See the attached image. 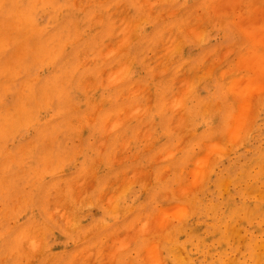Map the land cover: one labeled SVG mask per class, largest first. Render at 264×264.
Returning <instances> with one entry per match:
<instances>
[{
	"label": "rangeland",
	"instance_id": "374dc122",
	"mask_svg": "<svg viewBox=\"0 0 264 264\" xmlns=\"http://www.w3.org/2000/svg\"><path fill=\"white\" fill-rule=\"evenodd\" d=\"M5 1L6 0H2L0 2V4L2 3V5H0V27L3 29H0L1 32H3L0 33V41L2 35L7 37V39L0 44V46L2 45V49L0 48V52H2L0 53V77L2 78H0V92L4 93L7 91L8 89L6 87L10 88V91L8 90L5 95L3 94L4 97H1L2 94L0 93V112L1 114L3 113L2 115L0 114L2 118V120H0V150L4 152V154L2 153L3 155L0 154L3 159H0L7 163H0V181L2 182V186L0 185V264H105V262L106 264H176L175 261H177V259L180 260L181 255L182 258L186 257V259L183 258V260H180L182 263L179 262V264H191L192 261L195 264H208V262L209 264H230L232 260L231 264H249V262L250 264H259L260 261L259 263L253 262V252L257 255L255 261L261 260L260 264H264V246L262 247V245H264V243H262L264 235L262 234L264 233H261L264 231V198H262L264 197V0H223V2L222 0H215V2L214 0H43L42 2H40L41 0H20V5L17 4L18 0H15V5L17 4L16 7L14 6L13 0H8L7 3H5ZM149 1L151 2L149 3ZM153 2L156 5H154ZM8 3L11 4V6L9 5L8 7ZM4 5L7 6L4 7ZM217 5L220 7L219 9H217ZM18 7H21V11ZM23 7H25V9L27 8V10H23ZM169 7L172 8L170 9ZM232 8L234 9L232 10ZM22 11H26L24 12V17L26 18L27 16L28 20L31 19V24L27 23V18L24 20L22 16L23 13L21 14ZM171 11L173 14L170 15ZM215 11L218 14H216ZM7 12H10V14ZM227 12L228 14L226 15ZM32 14H34V16ZM99 14L100 16L98 17L97 15ZM233 18L235 19L233 20ZM124 21L125 25H122ZM32 22L39 28H36L38 30H34ZM157 23H159V25ZM220 24L223 26L219 27ZM121 25L122 27H120ZM29 27H31L32 30ZM253 28L255 30H252ZM30 31H33V33ZM35 31L42 33L40 34ZM40 36L42 37L39 38ZM37 38H39L40 41L42 40L41 42H44L42 47H45V45L49 46L48 48L46 47L47 56L45 53L42 55L38 54L40 51L35 52V49L38 50L39 48L37 49V47L41 45V42L38 43L39 40L37 41ZM200 39H202V41ZM168 44H173L176 48ZM18 45H20V49L15 51ZM40 53H42V51ZM49 54L51 56H49ZM21 59L24 69L21 66ZM17 62L20 64V67H17ZM210 63H212L211 66ZM7 67L8 69L10 68V71L7 70ZM76 67L77 69H75ZM126 67H128L129 70H127ZM2 68L3 71H1ZM12 68H15L13 71L16 73L11 71ZM21 70L22 72H19ZM221 70L222 72H220ZM8 71L9 73H7ZM259 71L262 72V75L259 74ZM13 73L16 77L13 76ZM219 73H222L223 77H221ZM254 73L256 75H254ZM27 74L31 78H29V81L28 78H26ZM7 75L11 77H9L10 80ZM200 75L202 76L200 77ZM257 75L259 77L261 76L260 80H257ZM208 76L209 78H207ZM251 76L252 78L254 77V79L257 77V79L252 80V78H248ZM12 77L14 79H12ZM245 77H247L246 79H251L250 83L257 87L252 86L250 83L248 85V82H246L247 85L245 86ZM23 78H25L24 80L28 81L30 85L32 84L30 80L34 82L30 88L32 90L33 87V98L35 95H38L40 100H42L43 98H41L40 93L43 95L44 99L46 98L41 101L42 104L39 101L37 102L39 99L38 96V99L35 97L34 101L32 97L31 99L28 98L31 93H28V96L25 91L29 84L23 81ZM21 79L23 82H20ZM234 79H237V81H234ZM9 81L13 82L10 84ZM231 81L235 83L234 86L232 85V87H230V89H234L233 91L229 90V85L232 83ZM2 83L5 85L8 83V86L4 88ZM23 83H26V85L24 84L26 88H23ZM43 83L46 84L44 85L45 88L49 87L47 88L49 91L41 87ZM239 84L242 85V88ZM1 86L3 88H1ZM35 87L41 92L39 93V91H36ZM51 87L54 95L51 93L50 97L48 95H50ZM2 89H4V91H2ZM243 89V95H241L240 91ZM31 90L27 91L31 92ZM245 91L247 94H245ZM35 92L38 93L36 94ZM47 92H49V94H47ZM233 92L237 95L239 92V96L237 97L235 94L233 96ZM260 95V99L262 100H260L261 102L259 101V104L258 100ZM256 99L257 101H255ZM43 101H45L44 105ZM229 102H231V104ZM201 103L203 105H201ZM17 104H19V107ZM225 104H227V106ZM24 105H27V107ZM239 105L241 107H239ZM32 106L36 108V110L30 108ZM98 106L100 109H98ZM20 107L23 109L26 108L28 113H26L27 110L24 109L23 111ZM2 108L4 109L3 111ZM20 109L22 112H25L26 115H30V117L28 116L30 120H26L25 117L23 118V113L18 114ZM30 109L32 110L31 113H29ZM242 109L246 110L243 111ZM5 110H7L8 113ZM202 110L204 112H202ZM210 110L211 112H209ZM212 110L214 112L217 111V113H213ZM236 111L241 114L240 116H243V118H239V124L241 125L238 127L234 126L237 125L238 121L236 123L233 122L234 120L236 121L238 117V114L235 115L237 113ZM9 112H12V115L14 114L12 118H16V122L17 117L15 116L20 115L22 119H25L22 120L23 122L25 121V124L22 123V121L17 122L19 123L17 125H21L18 128L16 123L11 120L13 126H17L15 129L12 128L11 130V122H9L11 113ZM5 113H7L6 116ZM8 114L10 115L9 117ZM180 114H183L184 117L181 118L183 115ZM84 115L88 118H85ZM259 115H262L260 119ZM235 116H237L236 119L234 118ZM184 118L187 119L185 120ZM232 118H234L233 121ZM6 119H9V121L4 122ZM252 120L253 125L248 122ZM227 121L228 124H230V122L231 124L228 125ZM245 121L251 125L248 126ZM122 122H124L123 125H121ZM5 123L6 125L7 123L9 124L8 129L10 130V134L8 132L9 130L5 128L8 135L5 134L6 130L3 127ZM187 123L189 126H185ZM228 126H233V128H235L234 130L240 128L238 131L236 130L238 141L236 138L232 139V137H234L233 135L236 137V132L233 128ZM244 127L247 131L243 136L242 132L244 134ZM2 129L5 131L3 132ZM241 130L244 131L239 132ZM192 131L194 132L189 133ZM228 131H232L230 132L231 134L228 133ZM228 134L232 135V140L230 138V140H227ZM50 139L54 142H50ZM184 141L186 142L184 143ZM227 141L234 144L229 145ZM217 142L219 144H216ZM235 142L238 144H235ZM51 143L53 146L50 145ZM203 143L206 147H204ZM258 145L260 147H257ZM30 146L33 147L31 148ZM223 146H225V148L219 149V147ZM29 147L31 149H29ZM207 147L209 148L208 150ZM25 148L28 149V151ZM174 148L177 150H174ZM210 148L212 150H210ZM18 149H20V152L21 150L26 151L20 153ZM46 149L47 151L51 149V154L47 153L45 151ZM167 149H170V151ZM228 149L232 152L228 151ZM16 150L20 155L16 152L17 155L11 157L12 154H15ZM73 150L74 153L72 152ZM246 150L248 151L246 152ZM6 151L11 152V155L9 153L6 155ZM224 151L226 152L223 153ZM163 153L164 156H162ZM24 154L27 155V157ZM41 155L43 157L41 161H39ZM260 155H262V157H260ZM8 156H10L11 159L8 160L7 158H10ZM23 157L26 158L24 159ZM253 157H256V160ZM16 159L18 161H16ZM211 159L213 160L211 161ZM193 161L195 163H193ZM234 161L236 163H234ZM245 162L247 163L242 165ZM10 163L11 166L9 165ZM200 163L201 165L199 166ZM203 164L204 166H202ZM231 164H233V167L230 166ZM258 165H260L259 170ZM198 166L201 167L202 170H200ZM228 167L229 169H227ZM230 168H234V171ZM254 168L256 169L254 170ZM2 169L4 170L2 171ZM242 169H244L245 173ZM190 170L191 172H189ZM230 172L231 174H226ZM137 174H139V176ZM197 176L199 178H197ZM220 176L221 178H219ZM235 177L238 178L235 179ZM195 179L196 183L194 182ZM220 179H222V184H225L224 182L228 180L231 186L229 183H226L228 188L226 185V188L224 185H220ZM231 179L233 181H231ZM4 180L5 183H3ZM237 180L242 181L238 183ZM126 182L128 184H126ZM12 184L13 187H11ZM192 184H194V186H192ZM185 186L191 189L187 188L190 190H186ZM220 186L225 189H221ZM248 186H250V189ZM87 187L89 188L87 189ZM124 187L125 189H123ZM237 187L239 188L236 189ZM118 188L122 189L118 190ZM218 188L223 192H219ZM251 188H253V192ZM76 194L78 196H76ZM100 194L103 197L101 196L99 200ZM157 194H159V196ZM231 194L234 195H232L233 198ZM258 194L259 196H257ZM181 195L184 196L182 197ZM107 196L110 197L108 198ZM160 198L161 200H159ZM108 199H110V201H108ZM116 199H119L118 203ZM25 200L27 202H25ZM215 201L219 203L217 202V204ZM113 202H116V204ZM211 202L216 204H214L215 207H213ZM177 203L178 205H176ZM106 204L110 209L109 207L107 208ZM231 205L234 206L232 207ZM255 206L256 212L254 211ZM181 207L185 209L186 213L184 212V216L180 209ZM128 208L130 210L129 212H127L128 210L126 211ZM160 208L164 210H160ZM166 208L167 210L170 209L168 213L165 211ZM189 208H191L192 211ZM260 208L261 210L263 209L262 212L258 210ZM2 211H5V214ZM158 211L160 215H158ZM179 212L182 213L183 217ZM227 212L229 213L228 216ZM169 214L173 215L170 216ZM64 215H66V217ZM235 215L236 217H234ZM254 215L257 218L252 220L253 217H255ZM258 215L260 218H258ZM154 216L156 217L155 219ZM165 216H167V218ZM173 216L175 217L173 218ZM181 217L183 220H181ZM228 217L231 218V220L228 219ZM242 218L244 219L242 220ZM142 219L145 220L142 222ZM167 219L169 220L167 221ZM77 220L79 223L76 222ZM250 220H252L251 223H249ZM203 221L204 223H208L204 225ZM228 221L232 223L228 224ZM66 224L68 226H66ZM172 224L173 226H171ZM138 225L139 228L137 227ZM235 227H237L235 230L236 232L231 233L230 229H235ZM189 228L191 232L188 231ZM224 230H227V232ZM247 230H252L254 235L251 231L249 233ZM231 234H234V236L232 235L230 237ZM155 235L157 238H154ZM225 235L226 237H224ZM235 235L238 236L236 237ZM29 236H31V238ZM34 236L36 239L33 238ZM133 236L135 237L133 238ZM253 236L256 237L253 238ZM231 238L233 239L231 240ZM169 239L170 241L168 242ZM116 240H118V242ZM200 240L203 243H199L197 249V243L200 242ZM220 240H223V242H220ZM248 240L250 245H248ZM254 240L257 241L255 242ZM114 241L116 242L114 243ZM151 241H154L155 244ZM242 242H244L242 244L243 246L238 247L239 245L241 246ZM245 244L248 246L245 250L246 252L243 250V247L244 249L246 247ZM152 245H154V248ZM257 245L258 249L256 248ZM180 247H182L181 250ZM206 247H209V250L206 249ZM260 247H262V251H260ZM33 248L36 251L33 250ZM120 248L124 249L121 250ZM227 249L230 250V253ZM249 250L253 252L250 253ZM152 251H157L156 255H154L155 252L152 253ZM202 251L204 254L206 253L205 256ZM180 252H182L181 255ZM215 252L216 254L218 253V255H215ZM225 253L227 256L231 257V259L229 257L227 258ZM142 255L146 257H141ZM213 257H215V259ZM232 257L236 259L234 258V260ZM75 258L78 259V261ZM159 258H162L161 261ZM172 258L177 259L174 261ZM185 260L186 262H183Z\"/></svg>",
	"mask_w": 264,
	"mask_h": 264
},
{
	"label": "bare ground",
	"instance_id": "6f19581e",
	"mask_svg": "<svg viewBox=\"0 0 264 264\" xmlns=\"http://www.w3.org/2000/svg\"><path fill=\"white\" fill-rule=\"evenodd\" d=\"M1 1H2V0H0V2H1ZM7 1H8V0H6L5 3H7ZM11 1H12V0H11ZM13 1H14V6H15V7H16L17 4L20 5V2H19L20 0H18L19 3L17 2L16 5H15V3H16L15 0H13ZM16 1H17V0H16ZM42 1H43V0H41L40 2H42ZM44 1H45V0H44ZM141 1H142V0H141ZM143 1H144V0H143ZM204 1H205V0H204ZM211 1H212V0H211ZM217 1H218V0H217ZM217 1H216V2H217ZM150 2H151V1H149V3H150ZM214 2H215V0H214ZM219 2H220V1H219ZM222 2H223V0H222ZM139 3H140V2H139ZM149 3H148V4H149ZM207 3H208V2H207ZM225 3H226V2H225ZM232 3H233V2H232ZM3 4H4V2H3ZM24 4H25V3H24ZM40 4H41V3H40ZM151 4H152V3H151ZM153 4H154V2H153ZM153 4H152V6H153ZM172 4H173V3H172ZM208 4H209V3H208ZM0 5H2V3H1ZM9 5L11 6V4L8 3V7H9ZM19 5H18V6H19ZM154 5H156V4H154ZM178 5H179V4H178ZM244 5H245V4H244ZM5 6H7V5H4V7H5ZM75 6H76V5H75ZM139 6H140V5H139ZM146 6H147V4H146ZM186 6H187V5H186ZM210 6H211V5H210ZM217 6H218V5H217ZM217 6H216V7H217ZM230 6H231V5H230ZM254 6H255V5H254ZM258 6H259V4H258ZM141 7H142V5H141ZM187 7H189V6H187ZM194 7H195V6H194ZM243 7H244V6H243ZM18 8H20V11H21V7H18ZM27 8H28V6H27ZM27 8L25 9V7H23L22 9H23V10H27ZM126 8H127V7H126ZM169 8H170V7H169ZM171 8H172V7H171ZM171 8H170V9H171ZM211 8H212V6H211ZM219 8H220V7L218 6L217 9H219ZM246 8H247V7H246ZM0 9H1V8H0ZM5 9H6V8H5ZM145 9H146V8H145ZM180 9H181V8H180ZM233 9H234V8H232V10H233ZM244 9H245V8H244ZM251 9H252V8H251ZM16 10H17V9H16ZM147 10H148V9H147ZM151 10H152V9H151ZM175 10H176V9H175ZM182 10H183V9H182ZM213 10H214V9H213ZM220 10H221V9H220ZM224 10H225V9H224ZM224 10H222V11L225 12ZM258 10H259V8H258ZM4 11H5V10H4ZM18 11H19V9H18ZM113 11H114V9H113ZM117 11H118V10H117ZM119 11H120V10H119ZM131 11H132V10H131ZM183 11H184V10H183ZM187 11H188V10H187ZM210 11H211V10H210ZM217 11H219V10H217ZM237 11H238V10H237ZM245 11H246V10H245ZM245 11H244V12H245ZM24 12H26V11H22L21 14L23 13L22 16H23V18H24V20H25V19L27 18V16H26V18L24 17V15H25ZM28 12H29V11H28ZM114 12H115V11H114ZM147 12H148V11H147ZM151 12H152V11H151ZM215 12H216V11H215ZM215 12H213V13H215ZM229 12H230V11H229ZM7 13H8V12H7ZM111 13H112V12H111ZM169 13H170V12H169ZM210 13H211V12H210ZM256 13H257V12H256ZM0 14H1V13H0ZM8 14H10V12H9ZM13 14H14V13H13ZM96 14H97V13H96ZM122 14H123V13H122ZM122 14H121V15H122ZM145 14H146V13H145ZM148 14H149V13H148ZM171 14H173L172 11H171L170 15H171ZM216 14H218V13L216 12ZM227 14H228V12L226 13V15H227ZM236 14H237V13H236ZM19 15H20V14H19ZM27 15H28V13H27ZM29 15H30V14H29ZM32 15L34 16V14H32ZM109 15H110V14H109ZM142 15H144V14H142ZM186 15H187V14H186ZM213 15H214V14H213ZM239 15H240V14H239ZM255 15H256V14H255ZM22 16H20V17H22ZM97 16L99 17L100 14L97 15ZM116 16H117V15H116ZM199 16H200V15H199ZM80 17H81V16H80ZM94 17H95V15H94ZM98 17H97V18H98ZM121 17H122V16H121ZM134 17H135V16H134ZM143 17H145V16H143ZM143 17H142V18H143ZM212 17H213V16H212ZM23 18H22V19H23ZM90 18H91V17H90ZM95 18H96V17H95ZM259 18H260V17H259ZM120 19H121V18H120ZM122 19H123V18H122ZM144 19H145V18H144ZM188 19H189V18H188ZM211 19H212V18H211ZM234 19H235V18H233V20H234ZM27 20H28V18L26 19V21H27ZM98 20H100V19H98ZM103 20H104V19H103ZM138 20H139V19H138ZM162 20H163V19H162ZM189 20H190V19H189ZM189 20H188V21H189ZM207 20H208V19H207ZM233 20H232V21H233ZM29 21H30V22H29ZM33 21H35V20H33ZM75 21H76V20H75ZM90 21H91V19H90ZM135 21H136V20H135ZM211 21H214V20H211ZM216 21H217V20H216ZM238 21H239V20H238ZM240 21H241V20H240ZM94 22H95V21H94ZM99 22H100V21H99ZM119 22H120V20H119ZM126 22H127V20H126ZM227 22H228V21H227ZM243 22H244V21H243ZM27 23H28V24H31V19L28 20ZM75 23H76V22H75ZM95 23H96V22H95ZM116 23H117V21H116ZM122 23H123V22H122ZM218 23H219V21H218ZM224 23H226V22H224ZM236 23H237V22H236ZM9 24H10V23H9ZM9 24H7V25H9ZM13 24H14V23H13ZM32 24H33V22H32ZM77 24H78V23H77ZM92 24H93V23H92ZM99 24H100V23H99ZM157 24L159 25V23H157ZM228 24H229V23H228ZM33 25H34V26H33L34 30H35L36 28H38L37 26H35V24H33ZM93 25H94V24H93ZM104 25H105V24H104ZM117 25H118V23H117ZM122 25H125V21H124V24H122ZM122 25H121L120 27H122ZM137 25H138V24H137ZM173 25H174V24H173ZM184 25H185V24H184ZM224 25H225V24H224ZM18 26H19V25H18ZM28 26H29V25H28ZM128 26H129V25H128ZM145 26H146V25H145ZM171 26H172V24H171ZM220 26H223V25L220 24L219 27H220ZM250 26H251V25H250ZM8 27H9V26H8ZM12 27H13V26H12ZM70 27H71V26H70ZM112 27H113V26H112ZM117 27H119V26H117ZM129 27H130V26H129ZM157 27H158V26H157ZM157 27H156V28H157ZM232 27H233V26H232ZM19 28H20V27H19ZM19 28H18V29H19ZM29 28L32 30L31 27H29ZM97 28H98V27H97ZM0 29H2V28L0 27ZM13 29H14V28H13ZM30 29H29V30H30ZM38 29H39V28H38ZM38 29H36V30H38ZM126 29H127V27H126ZM160 29H161V28H160ZM168 29H170V28H168ZM191 29H192V28H191ZM205 29H206V28H205ZM214 29H215V28H214ZM247 29H248V28H247ZM2 30H3V29H2ZM16 30H17V29H16ZM112 30H113V28H112ZM112 30H111V31H112ZM128 30H129V29H128ZM131 30H132V29H131ZM232 30H233V29H232ZM252 30H255V29L253 28ZM39 31H40V30H39ZM39 31H35V32H39ZM47 31H48V30H47ZM73 31H74V30H73ZM120 31H121V30H120ZM123 31H124V30H123ZM123 31H122V32H123ZM162 31H163V30H162ZM186 31H187V30H186ZM234 31H235V30H234ZM234 31H233V32H234ZM240 31H241V30H240ZM30 32L33 33V31H30ZM78 32H79V31H78ZM78 32H76V33L79 34ZM166 32H167V31H166ZM168 32H169V31H168ZM178 32H179V31H178ZM192 32H193V31H192ZM198 32H199V31H198ZM258 32H259V31H258ZM0 33H3V32H1V30H0ZM9 33H10V32H9ZM39 33L41 34L42 32H39ZM174 33H175V32H174ZM199 33H200V32H199ZM199 33H198V35H199ZM209 33H210V32H209ZM27 34H28V33H27ZM111 34H112V33H111ZM187 34H188V33H187ZM259 34H260V33H259ZM190 35H191V34H190ZM192 35H193V34H192ZM203 35H204V34H203ZM252 35H253V34H252ZM255 35H256V34H255ZM31 36H32V34H31ZM38 36H39V35H38ZM38 36H37V37H38ZM76 36H77V35H76ZM121 36H122V35H121ZM124 36H125V34H124ZM167 36H168V34H167ZM199 36H200V35H199ZM263 36H264V34H263ZM17 37H18V36H17ZM25 37H26V36H25ZM33 37H34V35H33ZM41 37H42V36H40L39 38H41ZM170 37H171V36H170ZM256 37H257V36H256ZM39 38H37V41L39 40ZM95 38H96V37H95ZM171 38H172V37H171ZM187 38H188V37H187ZM190 38H191V37H190ZM190 38H189V39H190ZM200 38H201V37H200ZM259 38H260V37H259ZM261 38H263V37H261ZM6 39H7V37H6L5 35H2V37H1V41H0V44H1L2 42H4ZM35 39H36V38H35ZM79 39H80V38H79ZM106 39H107V38H106ZM127 39H128V38H127ZM169 39H170V38H169ZM169 39H168V40H169ZM172 39H173V38H172ZM179 39H180V38H179ZM247 39H248V38H247ZM255 39H256V38H255ZM72 40H73V39H72ZM121 40H122V39H121ZM163 40H165V39H163ZM168 40H167V42H168ZM183 40H184V39H183ZM200 40L202 41V39H200ZM41 41H42V40H41ZM41 41L39 40L38 43H40ZM96 41H97V40H96ZM145 41H146V40H145ZM169 41H170V40H169ZM175 41H177V40H175ZM192 41H193V40H192ZM194 41H195V39H194ZM194 41H193V43H194ZM234 41H235V40H234ZM119 42H120V41H119ZM161 42H164V41H161ZM167 42H166V43H167ZM180 42H181V41H180ZM198 42H200V41H198ZM216 42H217V41H216ZM218 42H219V41H218ZM250 42H251V41H250ZM11 43H12V42H11ZM11 43H10V44H11ZM42 43H43V44H42ZM126 43H127V42H126ZM236 43H237V42H236ZM40 44H41V45H40ZM40 44H38V45H40V46L37 47V49H38V48H39V49H38V50L35 49V52H36V51H38V52H39V51H40V52L42 51V53H40V52H39V53L37 52V53H38V54H41V55H42L43 53H45L46 56H47L46 51H47V48H48L49 46H48V45H45V47H44V46L42 47V45H44V42H41ZM65 44H66V42H65ZM184 44H185V43H184ZM201 44H202V43H201ZM232 44H233V42H232ZM237 44H238V43H237ZM3 45H4V44H3ZM38 45H36V46H38ZM108 45H109V44H108ZM143 45H144V43H143ZM166 45H167V44H166ZM168 45H169V44H168ZM172 45H173V44H172ZM172 45H169V46H172ZM176 45H177V43H176ZM193 45H194V44H193ZM222 45H223V44H222ZM5 46H7V45H5ZM94 46H96V45H94ZM160 46H161V45H160ZM173 46H174V45H173ZM177 46H178V45H177ZM179 46H180V45H179ZM183 46H184V45H183ZM229 46H230V45H229ZM46 47H47V48H46ZM55 47H56V46H55ZM55 47H54V48H55ZM90 47H91V46H90ZM119 47H120V46H119ZM174 47H175V46H174ZM174 47H173V49H174ZM258 47H259V45H258ZM0 48L2 49V45L0 46ZM44 48H46V49H44ZM54 48H53V50H54ZM56 48H57V47H56ZM175 48H176V47H175ZM181 48H182V47H181ZM226 48H227V46H226ZM4 49H5V48H4ZM19 49H20V45H18V47H16L15 51H18ZM24 49H25V48H24ZM92 49H93V48H92ZM171 49H172V48H171ZM213 49H214V48H213ZM230 49H232V48H230ZM251 49H253V48H251ZM256 49H257V48H256ZM256 49H255V50H256ZM9 50H10V48H9ZM9 50H8V51H9ZM29 50H30V47H29ZM48 50H51V49H48ZM224 50H225V48H224ZM228 50H229V49H228ZM232 50H233V49H232ZM8 51H6V52H8ZM90 51H91V50H90ZM90 51H89V52H90ZM245 51H246V50H245ZM258 51H259V49H258ZM260 51H261V50H260ZM262 51H263V50H262ZM10 52H11V51H10ZM24 52H25V51H24ZM24 52H23V53H24ZM27 52H28V51H27ZM89 52H88V53H89ZM96 52H97V51H96ZM141 52H142V51H141ZM0 53H2V52H0ZM33 53H34V52H33ZM48 53H49V52H48ZM88 53H87V54H88ZM90 53H91V52H90ZM253 53H254V52H253ZM82 54H83V53H82ZM82 54H81V55H82ZM85 54H86V53H85ZM244 54H245V53H244ZM16 55H17V54H16ZM26 55H27V54H26ZM241 55H242V54H241ZM257 55H258V54H257ZM27 56H28V55H27ZM27 56H26V57H27ZM44 56H45V55H44ZM44 56H43V57H44ZM49 56H51V55L49 54ZM52 56H53V55H52ZM128 56H129V55H128ZM178 56H179V55H178ZM243 56H244V55H243ZM243 56H242V57H243ZM171 57H174V56H171ZM254 57H255V56H254ZM254 57H253V58H254ZM256 57H257V56H256ZM24 58H25V57H24ZM30 58H32V57H30ZM45 58H46V57H45ZM45 58H44V59H45ZM126 58H127V57H126ZM130 59H131V58H130ZM256 59H257V58H256ZM6 60H7V59H6ZM141 60H142V58H141ZM166 60H167V59H166ZM237 60H238V59H237ZM240 60H241V59H240ZM77 61H78V60H77ZM93 61H94V60H93ZM130 61H131V60H130ZM138 61H139V60H138ZM250 61H251V60H250ZM142 62H143V61H142ZM212 62H213V61H212ZM257 62H258V60H257ZM257 62H256V63H257ZM17 63H18V62H17ZM241 63H242V62H241ZM244 63H245V62H244ZM246 63H250V62H246ZM256 63H255V65H256ZM22 64H23V63H22V59H21V66H22L23 69H24V66H23ZM77 64H78V63H77ZM130 64H131V63H130ZM166 64H167V63H166ZM211 64H212V63H210V66H211ZM123 65H124V64H123ZM154 65H155V64H154ZM248 65H249V64H248ZM7 66H8V65H7ZM25 66H27V65H25ZM184 66H186V65H184ZM213 66H214V65H213ZM213 66H212V68H213ZM259 66H260V65H259ZM17 67H20V64H19V63H18V66H17ZM41 67H42V66H41ZM208 67H209V66H208ZM263 67H264V66H263ZM31 68H32V67H31ZM126 68H127V70H129L128 67H126ZM162 68H163V67H162ZM245 68H246V67H245ZM247 68H248V67H247ZM247 68H246V69H247ZM14 69H15V68H14ZM14 69L12 68L11 71L14 72V71H13ZM16 69H17V68H16ZM27 69H28V68H27ZM42 69H43V68H42ZM75 69H77V67H76ZM248 69H249V68H248ZM7 70L10 71V68L8 69V67H7ZM18 70H19V69H18ZM105 70H106V69H105ZM105 70H104V71H105ZM164 70H165V67H164ZM1 71H3V68H2ZM5 71H6V70H5ZM5 71H4V74H5ZM9 71H8L7 73H9ZM27 71H29V70H27ZM36 71H37V70H36ZM252 71H253V70H252ZM255 71H256V70H255ZM12 72H10V73H12ZM19 72H22V70L19 71ZM194 72H195V71H194ZM220 72H222V70H221ZM250 72H251V69H250ZM253 72H254V71H253ZM259 72H260L259 74H261V73L263 72V70H262V72H261V71H259ZM14 73H16V72H14ZM14 73H13V74H14ZM103 73H104V72H103ZM124 73H125V72H124ZM201 73H202V71H201ZM209 73H210V72H209ZM0 74H1V73H0ZM13 74H8V75H13ZM37 74H38V73H37ZM97 74H98V73H97ZM107 74H108V72H107ZM112 74H113V73H112ZM204 74H205V73H204ZM204 74H202V75H204ZM219 74H221V77H223L222 73H219ZM263 74H264V73H263ZM2 75H3V74H2ZM8 75H7V76H8ZM46 75H47V74H46ZM73 75H74V74H73ZM202 75H200V77H201ZM247 75H248V74H247ZM254 75H256V74L254 73ZM261 75H262V74H261ZM13 76H15V74H14ZM25 76H26V75H25ZM109 76H110V75H109ZM197 76H198V75H197ZM197 76H196V77H197ZM209 76H210V75H209ZM209 76H208L207 78H209ZM257 76H258V75H257ZM263 76H264V75H263ZM9 77H10V76H8V78H9ZM15 77H16V76H15ZM36 77H37V76H36ZM73 77H74V76H73ZM113 77H114V76H113ZM200 77H199V78H200ZM260 77H261V76H260ZM260 77L258 76V79H257V77H255V79L260 80ZM0 78H1V77H0ZM10 78H11V77H10ZM10 78H9V80H10ZM18 78H19V77H18ZM26 78H28V81H29L30 76H28V74H27ZM116 78H117V77H116ZM211 78H212V77H211ZM211 78H210V79H211ZM246 78H247V77L244 78V79L246 80V81H245V84H244L245 86L247 85L246 82H248V85H249V83L251 82V81H250L251 79L249 80V79H246ZM248 78H252V76H251V77H248ZM1 79H2V78H1ZM6 79H7V77H6ZM12 79H14V78L12 77ZM12 79H11V80H12ZM24 79H25V78H23V81H26V80H24ZM30 79H31V78H30ZM41 79H42V78H41ZM106 79H107V78H106ZM123 79H124V78H123ZM168 79H170V78H168ZM194 79H195V78H194ZM197 79H198V78H197ZM201 79H202V78H201ZM215 79H216V78H215ZM238 79H239V77H238ZM255 79H254V77L252 78V80H255ZM32 80H33V78H32ZM202 80H203V79H202ZM202 80H201V81H202ZM207 80H208V79H207ZM4 81H5V80H4ZM16 81H17V80H16ZM23 81H22V79L20 80V82H23ZM28 81H26V82L29 84ZM39 81H40V79H39ZM216 81H217V80H216ZM218 81H219V80H218ZM232 81H233V80H232ZM232 81H231V82H232ZM234 81H237V79H236V80L234 79ZM238 81H239V80H238ZM243 81H244V80H243ZM11 82H13V81H9L10 84H11ZM31 82H32V84H34V82L30 80V83H31ZM78 82H79V81H78ZM113 82H114V81H113ZM185 82H186V81H185ZM195 82H199V81H195ZM256 82H257V81H256ZM202 83H203V82H202ZM2 84H3V83H2ZM21 84H22V83H21ZM24 84L26 85V83H23V86H24V87H23V86H22V87H23V88H26ZM28 84H27V85H28ZM32 84H31V85H32ZM35 84H36V83H35ZM159 84H160V83H159ZM165 84H166V83H165ZM185 84H186V83H185ZM214 84H215V83H214ZM216 84H219V83H216ZM234 84H235V83L232 82V83L229 85V90H232V91L234 90V89H230V87H232V85L234 86ZM250 84L252 85V83H250ZM260 84H261V83H260ZM13 85H14V83H13ZM16 85H17V84H16ZM31 85L29 84L28 87H29V86H30V87H29V88H28V87L26 88L28 91L31 90V89H30V88H31ZM44 85H46V84L43 83V85H42L41 87H44V88H45ZM88 85H89V84H88ZM155 85H156V84H155ZM236 85H237V84H236ZM239 85H240V84H239ZM2 86L5 88L6 86H8V83H7L6 85L3 84ZM2 86H1V88H3ZM33 86H34V85H33ZM90 86H91V85H90ZM95 86H96V85H95ZM108 86H109V85H108ZM241 86H242V85H240V87H241ZM252 86L257 87V86H255V85H252ZM12 87H14V86H12ZM84 87H85V86H84ZM97 87H98V86H97ZM111 87H112V86H111ZM218 87H219V86H218ZM237 87L239 88L238 85H237ZM6 88L10 91V88H8V87H6ZM47 88H49V87H47ZM47 88H45V89H47ZM93 88H94V87H93ZM241 88H242V87H241ZM261 88H262V87H261ZM45 89H44V90H45ZM84 89H85V88H84ZM88 89H89V87H88ZM138 89H139V88H138ZM190 89H191V88H190ZM248 89H250V88H248ZM5 90H6V89H5ZM8 90L5 91L4 93L0 92V93L2 94L1 97H4V95L8 92ZM19 90H20V88H19ZM24 90H25V89H24ZM27 90L25 91L27 94H26V93H25V94L29 96V94L31 93L30 97H28V98H30V99H31V97L33 98V95H34L33 87H32L31 92H28ZM35 90H36V91H39V89H36V87H35ZM40 90H41V89H40ZM44 90H43V91H44ZM54 90H55V89H54ZM86 90H87V87H86ZM183 90H184V89H183ZM250 90H251V89H250ZM253 90H254V89H253ZM257 90H258V89H257ZM2 91H4V89H2ZM46 91H49V89H47ZM87 91H88V90H87ZM140 91H141V90H140ZM239 91H240V90H239ZM243 91H244V89H243L242 91H240V92H241V95H243ZM32 92H33V95H32ZM40 92H41V91H39V93H40ZM91 92H92V91H91ZM184 92H185V91H184ZM188 92H189V91H188ZM28 93H29V94H28ZM35 93H36V92H35ZM37 93H38V92H37ZM37 93H36V94H37ZM51 93H52V87H51L50 95H48V96L51 97ZM86 93H87V92H86ZM122 93H124V92H122ZM164 93H165V92H164ZM195 93H196V92H195ZM3 94H4V95H3ZM25 94H24V96H25ZM47 94H49V92H47ZM52 94H53V93H52ZM55 94H56V92H55ZM84 94H85V93H84ZM165 94H166V93H165ZM234 94H235V92H233V96H234ZM245 94H247L246 91H245ZM248 94H249V93H248ZM254 94H255V93H254ZM53 95H54V94H53ZM149 95H150V93H149ZM231 95H232V94H231ZM235 95H237V94H235ZM250 95H251V94H250ZM261 95H262V94H261ZM261 95H260V97H259L258 102H259L260 100H262V99H260V98H261ZM263 95H264V94H263ZM263 95H262V97H263ZM37 96H38V95H37ZM37 96L35 95V97H37ZM40 96H41V98L44 99V97H43V95H41V93H40ZM48 96H47V97H48ZM131 96H132V95H131ZM163 96H164V95H163ZM218 96H219V95H218ZM238 96H239V92H238L237 97H238ZM245 96H246V95H245ZM245 96H244V97H245ZM25 97H26V96H25ZM35 97L33 98V101L35 100ZM38 97H39V96H38ZM38 97H37V99H38ZM59 97H60V96H59ZM240 97H241V96H240ZM247 97H248V96H247ZM250 97H251V96H250ZM252 97H253V96H252ZM22 98H23V97H22ZM174 98H175V97H174ZM178 98H179V97H178ZM178 98H177V99H178ZM185 98H186V97H185ZM245 98H246V97H245ZM0 99H1V98H0ZM3 99H4V98H3ZM3 99H2V100H3ZM26 99H27V98H26ZM43 99H42V100H43ZM45 99H46V98H45ZM45 99H44V100H45ZM103 99H104V98H103ZM171 99H172V98H171ZM2 100H1V101H2ZM42 100H40V97H39V99L37 100V102L39 101V102L41 103ZM120 100H121V99H120ZM207 100H208V99H207ZM242 100H243V99H242ZM242 100H241V101H242ZM85 101H86V100H85ZM85 101H84V102H85ZM88 101H89V100H88ZM102 101H103V100H102ZM106 101H107V100H106ZM156 101H157V99H156ZM183 101H184V99H183ZM209 101H210V100H209ZM215 101H216V100H215ZM229 101H230V100H229ZM251 101H252V100H251ZM255 101H257V99H256ZM263 101H264V100H263ZM25 102H26V101H25ZM25 102H24V103H25ZM37 102H36V103H37ZM90 102H91V101H90ZM150 102H151V101H150ZM184 102H185V101H184ZM213 102H214V101H213ZM213 102H212V103H213ZM218 102H219V101H218ZM238 102H239V101H238ZM244 102H246V101H244ZM258 102H257V103H258ZM260 102H261V101H260ZM260 102H259V104H260ZM33 103H34V102H33ZM44 103H45V101H43V105H44ZM207 103H208V102H207ZM229 103L231 104V102H229ZM241 103H242V102H241ZM0 104H1V103H0ZM25 104H26V103H25ZM37 104H39V103H37ZM41 104H42V103H41ZM205 104H206V103H205ZM205 104H204V105H205ZM237 104H238V103H237ZM248 104H249V103H248ZM251 104H252V103H251ZM12 105H13V104H12ZM17 105H18V107H19V104H17ZM33 105H34V104H33ZM134 105H135V104H134ZM146 105H147V104H146ZM146 105H145V106H146ZM150 105H151V104H150ZM201 105H203V104L201 103ZM211 105H212V104H211ZM225 105L227 106V104H225ZM241 105H242V104H241ZM252 105H253V104H252ZM263 105H264V104H263ZM24 106H25V105H24ZM71 106H72V105H71ZM99 106H100V105H99ZM99 106H98V109H100ZM141 106H142V105H141ZM168 106H169V105H168ZM175 106H176V105H175ZM213 106H214V104H213ZM218 106H219V105H218ZM237 106H238V105H237ZM257 106H258V105H257ZM0 107H1V105H0ZM18 107H17V108H18ZM25 107H27V105H26ZM37 107H38V106H37ZM42 107H43V106H42ZM47 107H48V106H47ZM72 107H73V106H72ZM95 107H96V106H95ZM139 107H140V106H139ZM204 107H205V106H204ZM210 107H211V106H210ZM210 107H209V108H210ZM232 107H233V106H232ZM239 107H241V106L239 105ZM7 108H8V107H7ZM12 108H14V107H12ZM20 108H21L23 111H24V109L27 110L26 108H24V109H23L22 107H20ZM30 108H33V106L30 107ZM213 108H214V107H213ZM237 108H238V107H237ZM0 109H1V108H0ZM18 109H19V108H18ZM21 109H20V110H21ZM28 109H29V107H28ZM33 109L36 110V108H33ZM40 109H41V108H40ZM95 109H96V108H95ZM166 109H167V108H166ZM216 109H218V108H216ZM225 109H226V107H225ZM239 109H241V108H239ZM246 109H247V108H246ZM246 109H245V110H246ZM257 109H258V108H257ZM3 110H4V109L2 108V111H3ZM7 110H8V109H7ZM7 110H5V111L8 113ZM9 110H10V109H9ZM20 110L18 111V114L23 113V118L25 117V119L28 120L29 117H30V115H28V114L26 115L25 112H22V110H21V112H20ZM35 110H34V111H35ZM75 110H76V109H75ZM199 110H201V109H199ZM205 110H206V109H205ZM226 110H227V109H226ZM232 110H233V108H232ZM242 110H243V109H242ZM242 110H241V111H242ZM245 110H243V111H245ZM5 111H4V112H5ZM10 111H11V110H10ZM31 111H32V110L30 109V112H29V113H31ZM84 111H86V110H84ZM116 111H117V110H116ZM126 111H127V110H126ZM141 111H142V110H141ZM141 111H139V112H141ZM230 111H231V110H230ZM241 111H240V113H241ZM243 111H242V112H243ZM247 111H248V109H247ZM12 112H13V111H12ZM12 112H9V113H11V114H10L11 116L8 114V117L10 116V118H11V119L9 118L10 121H9V119H8V120L6 119L4 122H6V121L11 122V120H13L12 122H15L16 125H17V124H19V123H17V122H20V121H22V120H25V119H22V117H20V115H17V116H15V117H17V122H16V118H14V119H15V121H14V119L12 118V117L14 116V114L12 115ZM19 112H20V113H19ZM37 112H38V111H37ZM67 112H68V111H67ZM139 112H138V113H139ZM143 112H144V111H143ZM146 112H147V111H146ZM202 112H204V111L202 110ZM206 112H207V110H206ZM209 112H211V110H210ZM212 112H213V113H217V111L214 112L213 110H212ZM224 112H226V111H224ZM236 112H237V113H236ZM236 112H235V113H236L235 115L238 114V117L235 116L234 118L236 119V117H237V120H236V121H235V120L233 121L234 118H232V121L235 122V123L238 121V122H237V125H234V123H233L234 126L238 127L239 125H241V124H239V123H240L239 118H240V117L243 118V116H240L241 114H239L238 111H236ZM262 112H263V110H262ZM7 113H5V116H6ZM26 113H28V110L26 111ZM84 113H85V112H84ZM110 113H111V112H110ZM257 113H258V112H257ZM0 114H1V112H0ZM2 114H3V113H2ZM2 114H1V115H2ZM24 114L27 116V118H26V116H25ZM75 114H76V113H75ZM85 114H86V113H85ZM202 114H203V113H202ZM206 114H207V113H206ZM247 114H248V112H247ZM255 114H256V113H255ZM255 114H254V116H255ZM259 114H260V113H259ZM1 115H0V120H2ZM31 115H32V114H31ZM38 115H39V114H38ZM82 115H83V114H82ZM87 115H88V114H87ZM90 115H91V114H90ZM90 115H89V116H90ZM119 115H120V114H119ZM123 115H124V114H123ZM127 115H128V114H127ZM130 115H131V113H130ZM133 115H134V114H133ZM143 115H144V114H143ZM174 115H175V114H174ZM180 115H183V114H180ZM185 115H186V114H185ZM209 115H210V114H209ZM233 115H234V114H233ZM256 115H257V114H256ZM28 116H29V117H28ZM34 116H35V115H34ZM75 116H76V115H75ZM135 116H136V115H135ZM156 116H157V115H156ZM259 116H260V115H259ZM261 116H262V115H261ZM261 116L259 117V119L261 118ZM40 117H41V116H40ZM80 117H81V116H80ZM84 117H85V115H84ZM183 117H184V115H183L181 118H183ZM209 117H210V116H209ZM211 117H212V116H211ZM4 118H7V117H4ZM52 118H53V117H52ZM85 118H88V117H85ZM123 118H124V117H123ZM125 118H126V117H125ZM229 118H230V116H229ZM253 118H254V117H253ZM31 119H32V118H31ZM76 119H77V118H76ZM117 119H118V118H117ZM119 119H120V118H119ZM134 119H135V118H134ZM166 119H167V118H166ZM184 119H185V118H184ZM186 119H187V118H186ZM186 119H185V120H186ZM197 119H198V118H197ZM255 119H256V118H255ZM255 119H254V120H255ZM29 120H30V119H29ZM32 120H33V119H32ZM78 120H79V119H78ZM88 120H89V119H88ZM113 120H114V119H113ZM122 120H123V119H122ZM122 120H121V121H122ZM126 120H127V119H126ZM185 120H184V121H185ZM189 120H190V119H189ZM242 120H243V119H242ZM242 120H241V123H242ZM248 120H249V119H248ZM257 120H258V118H257ZM54 121H56V120H54ZM121 121H119V122H121ZM123 121H124V120H123ZM127 121H128V120H127ZM208 121H209V120H208ZM12 122L10 123L11 130H12V128L15 129V127L18 126V128H19V126H21V125H17V126L14 127L13 124H12ZM24 122H25V121H24ZM24 122L22 121V123H24ZM85 122H86V121H85ZM114 122H115V121H114ZM243 122H244V120H243ZM248 122H250V123L253 125V120H252V121H248ZM248 122L245 121V123H246L248 126H250L251 124H249ZM255 122H257V121H255ZM261 122H262V121H261ZM116 123H118V122H116ZM179 123H180V122H179ZM182 123H184V122H182ZM182 123H181V125H182ZM185 123H186V122H185ZM224 123H225V121H224ZM3 124H4V123H3ZM11 124H12V125H11ZM24 124H25V123H24ZM24 124H22V125H24ZM100 124H101V122H100ZM123 124H124V122H122L121 125H123ZM219 124H220V123H219ZM227 124H228V121H227ZM230 124H231V122H230ZM230 124H228V125H230ZM258 124H259V123H258ZM263 124H264V123H263ZM263 124H261V125H263ZM8 125H9L8 123H7V125H6V123H5V125L3 126L4 129H5V128L8 129ZM29 125H30V124H29ZM106 125H107V124H106ZM116 125H117V124H116ZM178 125H179V124H178ZM187 125H188V123H187L185 126H187ZM242 125H244V124H242ZM114 126H115V124H114ZM185 126H184V127H185ZM188 126H189V125H188ZM223 126H224V125H223ZM3 127H1V128H3ZM71 127H72V126H71ZM79 127H80V126H79ZM105 127H106V126H105ZM118 127H121V126H118ZM218 127H219V126H218ZM228 127H230V126H228ZM81 128H82V127H81ZM114 128H115V127H114ZM157 128H158V127H157ZM219 128H220V127H219ZM230 128H233V126L230 127ZM244 128H245V127H244ZM254 128H256V127H254ZM254 128H253V129H254ZM263 128H264V127H263ZM6 129H5V130H6ZM16 129H17V128H16ZM102 129H103V128H102ZM108 129H109V128H108ZM110 129H111V128H110ZM140 129H141V128H140ZM234 129H235V128H233V130H234ZM238 129H240V128H237L236 130L238 131ZM257 129H259V128H257ZM2 130H3V129H2ZM5 130H3V132H4ZM8 130H9V129H8ZM21 130H22V128H21ZM236 130H234V131L236 132ZM109 131H110V130H109ZM183 131H184V129H183ZM242 131H244V130H241V131H239V132H242ZM246 131H247V130H246V128H245L244 134H243V132H242V135H243V136L245 135V132H246ZM251 131H252V130H251ZM256 131H257V130H256ZM0 132H1V131H0ZM8 132H9V134H10V130H9ZM11 132H13V131H11ZM19 132H20V131H19ZM176 132H177V131H176ZM185 132H186V131H185ZM193 132H194V131L189 132V133H193ZM230 132H232V131H228V133H230ZM235 132H234V134H235ZM239 132H238V133H239ZM248 132H249V131H248ZM253 132H254V131H253ZM260 132H261V131H260ZM16 133H17V132H16ZM189 133H188V134H189ZM251 133H252V132H251ZM1 134H2V133H1ZM5 134H7V130H6V133H5ZM11 134H12V133H11ZM105 134H106V133H105ZM105 134H104V135H105ZM139 134H140V133H139ZM149 134H150V133H149ZM188 134H187V135H188ZM219 134H220V133H219ZM230 134H231V133H230ZM230 134H228V138H227V140H228L229 138L231 139V136H232V135H230ZM232 134H233V133H232ZM249 134H250V133H249ZM7 135H8V134H7ZM111 135H112V134H111ZM116 135H117V134H116ZM116 135H114V136H116ZM191 135H192V134H191ZM229 135H230V137H229ZM247 135H248V133H247ZM250 135H251V134H250ZM206 136H208V135H206ZM212 136H213V135H212ZM233 136H234V137H232V139L236 138V140H237V137H238L237 132H236V137H235V135H233ZM239 136H240V135H239ZM263 136H264V135H263ZM55 137H56V136H55ZM186 137H187V136H186ZM241 137H242V136H241ZM246 137H247V136H246ZM96 138H97V136H96ZM148 138H149V137H148ZM184 138H185V137H184ZM184 138H183V139H184ZM242 138H243V137H242ZM251 138H252V137H251ZM112 139H113V137H112ZM137 139H138V138H137ZM186 139H187V138H186ZM218 139H219V138H218ZM218 139H217V140H218ZM230 139H229V140H230ZM232 139H231V140H232ZM248 139H249V138H248ZM262 139H263V138H262ZM79 140H80V139H79ZM128 140H129V139H128ZM207 140H208V139H207ZM258 140H259V139H258ZM258 140H257V141H258ZM102 141H103V140H102ZM102 141H100V142H102ZM237 141H238V140H237ZM237 141H236V142H237ZM241 141H242V140H241ZM250 141H251V140H250ZM252 141H253V140H252ZM260 141H261V140H260ZM50 142H54V141H53L52 139H50ZM89 142H90V141H89ZM185 142H186V141H184V143H185ZM236 142H235V144H238V143H236ZM239 142H240V141H239ZM247 142H248V141H247ZM253 142H254V141H253ZM258 142H259V141H258ZM261 142H262V141H261ZM78 143H79V142H78ZM80 143H81V142H80ZM97 143H98V142H97ZM121 143H122V142H121ZM126 143H128V142H126ZM126 143H125V144H126ZM151 143H152V142H151ZM207 143H209V142H207ZM227 143H229V142L227 141ZM227 143H226V144H227ZM243 143H244V142H243ZM256 143H257V142H256ZM9 144H10V143H9ZM9 144H8V145H9ZM125 144H124V147H125ZM179 144H181V143H179ZM205 144H206V143H205ZM216 144H219V143L217 142ZM232 144H234V143H232V142L229 143V145H232ZM241 144H242V142H241ZM260 144H261V143H260ZM50 145H52V143H51ZM77 145H78V144H77ZM77 145H76V146H77ZM193 145H194V144H193ZM203 145H204V143H203ZM221 145H222V144H221ZM239 145H240V144H239ZM262 145H263V144H262ZM262 145H261V147H262ZM33 146H34V145H33ZM33 146H32V147H33ZM36 146H37V145H36ZM36 146H35V147H36ZM52 146H53V145H52ZM92 146H93V145H92ZM177 146H178V145H177ZM181 146H182V145H181ZM218 146H219V145H218ZM248 146H250V145H248ZM252 146H253V145H252ZM30 147H31V146H30ZM30 147H29V149L32 148V147H31V148H30ZM101 147H102V146H101ZM149 147H150V146H149ZM204 147H206V146L204 145ZM213 147H215V146H213ZM228 147H230V146H228ZM257 147H260V146L258 145ZM51 148H52V147H51ZM144 148H145V147H144ZM175 148H176V147H175ZM175 148H174V150H177V149H175ZM181 148H183V147H181ZM191 148H192V147H191ZM193 148H194V147H193ZM195 148H196V147H195ZM220 148L223 149V148H225V146H223V147H219V149H220ZM20 149H21V148H20ZM20 149H18L19 152H20ZM23 149H24V148H23ZM25 149H26V148H25ZM34 149H35V148H34ZM170 149H171V148H170ZM170 149H167V150L170 151ZM179 149H180V148H179ZM208 149H209V148L207 147V150H208ZM243 149H244V148H243ZM26 150L28 151V149H26ZM26 150H21L20 153H23V151H26ZM32 150H33V149H32ZM50 150H51V149H50ZM50 150L47 151V149H46L45 151H46L47 153L51 154L52 151L50 152ZM172 150H173V149H172ZM210 150H212V149L210 148ZM241 150H242V148H241ZM261 150H262V149H261ZM30 151H31V150H30ZM30 151H29V152H30ZM77 151H78V149H77ZM168 151H166V152H168ZM178 151H179V150H178ZM214 151H215V150H214ZM226 151H227V150H226ZM226 151H224L223 153H225ZM228 151H230V149H228ZM236 151H237V150H236ZM247 151H248V150H246V152H247ZM16 152H17V150L15 151V154H12V155H11V152H7V151H6L5 154L8 155L7 153H9V154L11 155V157H12L13 155H14L13 157H15L17 154L20 155L19 152H17V154H16ZM33 152H34V151H33ZM33 152H31V153H33ZM43 152H44V151H43ZM72 152L74 153V150H73ZM171 152H173V151H171ZM193 152H194V151H193ZM195 152H196V151H195ZM197 152H198V151H197ZM230 152H232V151H230ZM255 152H256V151H255ZM2 153L4 154L3 150H2V151L0 150V154H2ZM13 153H14V152H13ZM44 153H45V152H44ZM47 153H45V154H47ZM164 153H165V152H164ZM164 153H163L162 156H164ZM168 153H169V152H168ZM174 153H175V152H174ZM174 153H173V154H174ZM183 153H184V152H183ZM206 153H207V152H206ZM216 153H217V152H216ZM216 153H215V154H216ZM218 153H219V151H218ZM227 153H228V152H227ZM241 153H242V152H241ZM250 153H251V152H250ZM258 153H259V152H258ZM3 154H2V155H3ZM173 154H172V156H173ZM203 154H204V153H203ZM208 154H209V153H208ZM220 154H221V153H220ZM234 154H235V153H234ZM254 154H255V153H254ZM24 155H25V154H24ZM53 155H54V154H53ZM126 155H127V154H126ZM217 155H218V154H217ZM224 155H228V154H224ZM224 155H223V156H224ZM25 156L27 157V155H25ZM48 156H51V155H48ZM235 156H236V155H235ZM263 156H264V155H263ZM6 157H7V156H6ZM8 157H10V156H8ZM11 157H10V158H7V159L9 160V159H11ZM17 157H18V156H17ZM20 157H21V156H20ZM26 157H23V158L25 159ZM42 157H43V156L41 155L39 161H41V158H42ZM58 157H59V156H58ZM69 157H70V156H69ZM133 157H134V156H133ZM200 157H202V156H200ZM219 157H220V156H219ZM256 157H257V156H256ZM256 157H253V158L256 160ZM260 157H262V155H260ZM260 157L258 156L257 158H260ZM0 158H1V156H0ZM23 158H22V160H23ZM55 158H57V157H55ZM55 158H53V159H55ZM70 158H71V157H70ZM94 158H95V157H94ZM126 158H127V157H126ZM158 158H159V157H158ZM170 158H171V157H170ZM196 158H197V157H196ZM198 158H199V157H198ZM202 158H203V157H202ZM211 158H212V157H211ZM217 158H218V157H217ZM220 158H223V157H220ZM240 158H241V157H240ZM251 158H252V157H251ZM1 159H3V158H1ZM1 159H0V163H1V164H2V163L7 164L6 161H5V158H4V161H5V162H3V160H1ZM7 159H6V160H7ZM13 159H14V158H13ZM38 159H39V158H38ZM48 159H49V158H48ZM108 159H109V158H108ZM120 159H121V158H120ZM120 159H119V161H120ZM163 159H165V158H163ZM18 160H19V158H18ZM18 160L16 159V161H18ZM26 160H27V159H26ZM26 160H25V162H26ZM73 160H74V159H73ZM212 160H213V159H211V161H212ZM229 160H230V159H229ZM232 160H233V159H232ZM248 160H249V159H248ZM250 160H251V159H250ZM258 160H259V159H258ZM258 160H257V161H258ZM1 161H2V162H1ZM10 161H12V160H10ZM96 161H97V160H96ZM187 161H188V158H187ZM211 161H210V162H211ZM240 161H241V160H240ZM245 161H246V160H245ZM12 162H13V161H12ZM12 162H11V163H12ZM14 162H15V160H14ZM42 162H43V161H42ZM44 162L46 163V160H45V159H44ZM72 162H74V161H72ZM198 162H199V161H198ZM210 162H209V163H210ZM252 162H253V161H252ZM252 162H251V163H252ZM258 162H259V161H258ZM11 163L9 164L10 166H11ZM48 163H49V162H48ZM117 163H118V162H117ZM193 163H195V162L193 161ZM234 163H236V162L234 161ZM246 163H247V162H245V163L242 164V165H245ZM212 164H213V163H212ZM249 164H250V163H249ZM249 164H247V165H249ZM194 165H196V164H194ZM200 165H201V163L199 164V166H200ZM208 165H210V164H208ZM232 165H233V164H231L230 166H232ZM236 165H237V164H236ZM247 165H246V166H247ZM5 166H6V165H5ZM45 166H46V165H45ZM166 166H167V165H166ZM182 166H183V165H182ZM199 166H198V168H200V170H202L201 167H199ZM202 166H204V164H203ZM259 166H260V165H258V170H259V168H260ZM168 167H169V166H168ZM179 167H180V166H179ZM194 167H196V166H194ZM208 167H210V166H208ZM232 167H233V166H232ZM242 167H243V166H242ZM255 167H256V166H255ZM5 168H6V167H5ZM7 168H8V167H7ZM159 168H160V167H159ZM162 168H163V167H162ZM164 168H165V167H164ZM198 168H196V169H198ZM244 168H246V167H244ZM261 168H262V166H261ZM166 169H167V168H166ZM166 169H165V170H166ZM180 169H181V168H180ZM190 169H191V168H190ZM192 169H193V168H192ZM227 169H229V167H228ZM230 169L234 171V168H230ZM255 169H256V168H254V170H255ZM3 170H4V169H2V171H3ZM8 170H9V169H8ZM167 170H168V169H167ZM236 170H237V169H236ZM242 170H243V172H244V169H242ZM0 171H1V169H0ZM135 171H136V170H135ZM196 171H197V170H196ZM225 171L228 172L227 170H225ZM49 172H50V171H49ZM138 172H139V171H138ZM189 172H191V170H190ZM198 172H200V171H198ZM262 172H263V171H262ZM93 173H94V172H93ZM131 173H132V172H131ZM139 173H140V172H139ZM163 173H164V172H163ZM167 173H168V172H167ZM222 173H223V172H222ZM232 173H233V172H232ZM244 173H245V172H244ZM249 173H250V172H249ZM196 174H197V173H196ZM198 174H199V173H198ZM226 174H231V172H230V173H226ZM250 174H251V173H250ZM40 175H41V174H40ZM133 175H134V174H133ZM137 175L139 176V174H137ZM137 175H136V176H137ZM188 175H189V174H188ZM204 175H205V174H204ZM235 175H236V173H235ZM44 176H45V175H44ZM123 176H124V174H123ZM131 176H132V175H131ZM141 176H142V175H141ZM163 176H165V175H163ZM195 176H196V175H195ZM198 176H199V175H198ZM198 176H197V178H199ZM202 176H203V175H202ZM206 176H207V175H206ZM221 176H222V175H221ZM221 176H220L219 178H221ZM229 176H230V175H229ZM238 176H239V172H238ZM259 176H260V175H259ZM13 177H14V176H13ZM92 177H93V176H92ZM128 177H129V176H128ZM192 177H193V175H192ZM200 177H201V175H200ZM227 177H228V176H227ZM22 178H23V177H22ZM28 178H29V177H28ZM53 178H54V176H53ZM90 178H91V176H90ZM162 178H164V177H162ZM190 178H191V174H190ZM236 178H238V177H235V179H236ZM10 179H11V178H10ZM14 179H17V178H14ZM14 179H13V180H14ZM50 179H51V178H50ZM131 179H132V178H131ZM174 179H176V178H174ZM222 179H223V177H222ZM222 179H220V181H219V182H220V185H222V186L224 185V186H225L226 183H227V184L229 183L228 180H226V182H224L225 184H222V181H221ZM228 179H229V178H228ZM254 179H255V178H254ZM261 179H263V178H261ZM27 180H28V179H27ZM110 180H111V179H110ZM112 180H113V179H112ZM252 180H253V179H252ZM255 180H256V179H255ZM121 181H122V180H121ZM127 181H128V179H127ZM130 181H131V180H130ZM195 181H196V179L194 180V182H195ZM217 181H218V179H217ZM229 181H230V179H229ZM231 181H233V180L231 179ZM237 181H238V180H237ZM241 181H242V180H241ZM241 181H238V183L241 182ZM249 181H250V180H249ZM257 181H258V179H257ZM45 182H46V181H45ZM45 182H44V183H45ZM49 182H50V181H49ZM49 182H48V183H49ZM105 182H106V181H105ZM105 182H104V183H105ZM190 182L192 183L191 180H190ZM202 182H203V181H202ZM206 182H207V181H206ZM250 182H251V181H250ZM1 183H2V182L0 181V185L2 186ZM3 183H5V180L3 181ZM6 183H7V182H6ZM12 183H13V182H12ZM104 183H103V184H104ZM110 183H111V182H110ZM132 183H133V182H132ZM191 183H190V184H191ZM195 183H196V182H195ZM199 183H200V182H199ZM251 183H252V182H251ZM15 184H16V183H15ZM15 184H14V185H15ZM45 184H47V183H45ZM80 184H81V183H80ZM122 184H123V183H122ZM126 184H128V183L126 182ZM211 184H212V183H211ZM229 184H230V183H229ZM32 185H34V184H32ZM75 185H76V184H75ZM75 185H74V187H75ZM77 185H78V184H77ZM143 185H144V184H143ZM146 185H147V184H146ZM198 185H199V184H198ZM201 185H202V184H201ZM201 185H200V186H201ZM238 185H239V184H238ZM238 185H236V186H238ZM247 185H248V184H247ZM247 185H246V186H247ZM254 185H255V184H254ZM260 185H261V184H260ZM1 186H0V187H1ZM4 186H5V185H4ZM124 186H125V185H124ZM178 186H179V184H178ZM192 186H194V184H192ZM200 186H199V187H200ZM226 186H227V185H226ZM226 186H225V188H226ZM230 186H231V184H230ZM240 186H241V185H240ZM242 186H243V185H242ZM244 186H245V185H244ZM252 186H253V185H252ZM258 186H259V184H258ZM262 186H263V184H262ZM9 187H10V185H9ZM11 187H13V184H12ZM62 187H63V186H62ZM179 187H180V186H179ZM190 187H191V185H190ZM190 187L187 186V188H190ZM201 187H202V186H201ZM211 187H212V186H211ZM233 187H234V186H233ZM254 187H255V186H254ZM88 188H89V187H87V189H88ZM176 188H177V187H176ZM176 188H175V189H176ZM181 188H182V185H181ZM181 188H180V189H181ZM183 188H184V186H183ZM185 188H186V186H185ZM187 188H186V190H190L192 187H191L190 189H187ZM207 188H208V187H207ZM220 188L222 189L223 187L220 186ZM220 188H218V191H219V192L222 191V190H219ZM225 188H223V190H224ZM227 188H228V186H227ZM238 188H239V187H237L236 189H238ZM245 188H246V187H245ZM248 188L250 189V186H248ZM256 188H257V187H256ZM2 189H3V188H2ZM16 189H17V188H16ZM25 189H26V188H25ZM77 189H78V188H77ZM83 189H84V188H83ZM121 189H122V188H121ZM121 189L118 188V190H121ZM123 189H125V187H124ZM142 189H143V188H142ZM175 189H174V190H175ZM193 189H194V188H193ZM249 189H248V191H249ZM252 189H253V188H251V191L253 192ZM254 189H255V188H254ZM258 189H259V188H258ZM0 190H1V189H0ZM177 190H179V189H177ZM186 190H185V191H186ZM227 190H228V189H227ZM256 190H257V189H256ZM262 190H263V189H262ZM16 191H17V190H16ZM76 191H77V190H76ZM106 191H107V190H106ZM123 191H124V190H123ZM135 191H136V190H135ZM193 191H194V190H193ZM193 191H192V192H193ZM213 191H214V190H213ZM251 191H250V192H251ZM77 192H78V191H77ZM82 192H83V190H82ZM124 192H125V191H124ZM176 192H177V191H176ZM222 192H223V191H222ZM222 192H221V193H222ZM252 192H251V193H252ZM254 192H255V191H254ZM119 193H120V192H119ZM166 193H167V192H166ZM178 193H179V192H178ZM189 193H190V192H189ZM211 193H212V192H211ZM213 193H214V192H213ZM233 193H234V192H233ZM242 193H243V192H242ZM245 193H246V192H245ZM263 193H264V192H263ZM80 194H81V192H80ZM101 194H102V193H101ZM101 194H100V196L98 195V196H99V198H98L99 200H100V197L102 196ZM113 194H114V193H113ZM116 194H117V193H116ZM116 194H115V195H116ZM196 194H197V193H196ZM226 194H227V193H226ZM261 194H262V193H261ZM157 195L159 196V194H157ZM194 195H195V194H194ZM197 195H198V194H197ZM206 195H207V194H206ZM213 195H214V194H213ZM219 195H222V194H219ZM232 195H233V194H231V197H232ZM247 195H248V193H247ZM72 196H73V195H72ZM76 196H78V195L76 194ZM76 196H75V197H76ZM113 196H114V195H113ZM113 196H112V198H113ZM167 196H168V195H167ZM181 196H182V195H181ZM181 196H180V197H181ZM183 196H184V195H183ZM183 196H182V197H183ZM215 196H216V195H215ZM233 196H234V195H233ZM243 196H244V195H243ZM250 196H251V195H250ZM257 196H259V194H258ZM257 196H256V198H257ZM263 196H264V195H263ZM88 197H89V196H88ZM102 197H103V196H102ZM107 197H108V196H107ZM107 197H106V198H107ZM109 197H110V196H109ZM109 197H108V198H109ZM164 197H165V194H164ZM168 197H169V196H168ZM176 197H177V196H176ZM178 197H179V196H178ZM182 197H181V198H182ZM194 197H195V196H194ZM203 197H204V196H203ZM209 197H210V196H209ZM217 197H218V196H217ZM219 197H220V196H219ZM221 197H222V196H221ZM224 197H225V196H224ZM229 197H230V196H229ZM245 197H246V196H245ZM252 197H253V196H252ZM252 197H251V198H252ZM14 198H15V197H14ZM115 198H116V197H115ZM118 198H119V197H118ZM156 198H157V197H156ZM227 198H228V196H227ZM227 198H226V200H227ZM232 198H233V197H232ZM253 198H254V197H253ZM253 198H252V199H253ZM262 198H264V197H262ZM165 199H166V198H165ZM194 199H195V198H194ZM215 199H216V198H215ZM217 199H218V198H217ZM220 199H221V198H220ZM246 199H247V198H246ZM260 199H261V198H260ZM58 200H59V199H58ZM116 200H117V199H116ZM118 200H119V199H118ZM118 200H117V203H118ZM134 200H135V199H134ZM137 200H138V199H137ZM159 200H161V198H160ZM190 200H191V199H190ZM190 200H189V201H190ZM218 200H219V199H218ZM249 200H250V199H249ZM253 200H254V199H253ZM257 200H258V199H257ZM262 200H263V199H262ZM18 201H19V200H18ZM20 201H21V200H20ZM23 201H24V200H23ZM108 201H110V199H108ZM191 201H192V200H191ZM221 201H222V200H221ZM227 201H228V200H227ZM25 202H27V201L25 200ZM161 202H162V201H161ZM207 202H209V201H207ZM217 202H218V201H217ZM217 202L215 201V203H217ZM255 202H256V201H255ZM257 202H258V201H257ZM0 203H1V202H0ZM21 203H22V202H21ZM95 203H96V202H95ZM95 203H94V204H95ZM100 203H101V202H100ZM100 203H99V204H100ZM104 203H106V202H104ZM113 203H114V202H113ZM113 203H112V204H113ZM211 203L213 204V202H211ZM215 203H214V204H215ZM218 203H219V202H218ZM218 203H217V204H218ZM14 204H15V203H14ZM109 204H110V202H109ZM114 204H116V202H115ZM130 204H131V203H130ZM201 204H202V203H201ZM201 204H200V205H201ZM208 204H209V203H208ZM208 204H207V205H208ZM214 204H213V207H215ZM226 204H227V203H226ZM236 204H237V203H236ZM256 204H257V203H256ZM106 205H107V204H106ZM176 205H178V203H177ZM189 205H190V204H189ZM215 205H216V204H215ZM239 205H240V204H239ZM174 206H175V205H174ZM181 206H182V205H181ZM183 206H185V205H183ZM220 206H222V205H220ZM231 206H232V205H231ZM233 206H234V205H233ZM233 206H232V207H233ZM258 206H259V204H258ZM258 206H257V208H258ZM262 206H263V205H262ZM2 207H3V206H2ZM15 207H16V204H15ZM108 207H109V206L107 205V208H108ZM131 207H132V206H131ZM177 207H178V206H177ZM188 207H189V206H188ZM192 207H193V206H192ZM224 207H225V206H224ZM229 207H230V206H229ZM247 207H248V205H247ZM20 208H21V207H20ZM115 208H116V207H115ZM115 208H114V211H115ZM170 208H174V207H170ZM175 208H176V206H175ZM182 208H183V207H181L180 209H181V211H182V213H183V216H184L186 212H185V209H184V208L182 209ZM193 208H194V207H193ZM210 208H211V207H210ZM238 208H239V207H238ZM248 208H249V207H248ZM248 208H247V209H248ZM251 208H252V207H251ZM0 209H1V208H0ZM13 209H14V208H13ZM54 209H55V208H54ZM54 209H53V210H54ZM109 209H110V207H109ZM180 209H179V210H180ZM186 209H187V208H186ZM189 209L192 211L191 208H189ZM194 209H195V208H194ZM205 209H206V208H205ZM214 209H215V208H214ZM220 209H223V208H220ZM252 209H253V208H252ZM124 210H125V209H124ZM127 210H128V211H127ZM160 210H164V209H161V208H160ZM160 210H159V211H160ZM169 210H170V209H169ZM169 210H167V208L165 209V211H167V213L169 212ZM212 210H213V209H212ZM226 210H227V209H226ZM255 210H256V206H255L254 211H255ZM258 210H260V212H262L263 209L261 210V208H260V209H258ZM5 211H6V210H5ZM5 211H4V212H5ZM63 211H64V210H63ZM114 211H113V212H114ZM126 211L129 212V211H130L129 208L126 209ZM126 211H125V212H126ZM159 211H158V213H159ZM173 211H174V210H173ZM187 211H189V210H187ZM204 211H206V210H204ZM220 211H221V210H220ZM234 211H235V210H234ZM238 211H239V210H238ZM240 211H241V210H240ZM250 211H251V210H250ZM256 211H257V210H256ZM256 211H255V212H256ZM2 212H3V211H2ZM4 212H3V213H4ZM84 212H85V211H84ZM121 212H122V211H121ZM184 212H185V213H184ZM194 212H195V211H194ZM211 212H213V211H211ZM245 212H246V211H245ZM248 212H249V210H248ZM3 213H2V216H3ZM81 213H82V212H81ZM164 213H165V212H164ZM167 213H166V214H167ZM182 213L179 212V214H181V216H182ZM188 213H189V212H188ZM219 213H220V212H219ZM233 213H234V212H233ZM239 213H240V212H239ZM246 213H247V212H246ZM263 213H264V212H263ZM4 214H5V213H4ZM119 214H120V213H119ZM122 214H123V213H122ZM173 214H175V213H173ZM173 214H171V215H173ZM209 214H210V213H209ZM209 214H208V216H209ZM222 214H223V213H222ZM228 214H229V213L227 212V216H228ZM247 214H248V213H247ZM249 214H250V212H249ZM249 214H248V216H249ZM258 214H259V212H258ZM123 215H124V214H123ZM158 215H160V213H159ZM161 215H162V212H161ZM169 215H170V214H169ZM171 215H170V216H171ZM200 215H201V214H200ZM215 215H217V214H215ZM230 215H231V214H230ZM239 215H240V214H239ZM241 215H242V214H241ZM0 216H1V215H0ZM4 216H5V215H4ZM47 216H48V215H47ZM61 216H62V215H61ZM64 216L66 217V215H64ZM147 216H148V215H147ZM167 216H168V214H167ZM167 216H165V217L167 218ZM183 216H182V217H183ZM223 216H224V215H223ZM251 216H252V215H251ZM254 216H255V215H254ZM50 217H51V216H50ZM81 217H83V216H81ZM122 217H123V216H122ZM165 217H164V218H165ZM174 217H175V216H173V218H174ZM176 217H177V216H176ZM182 217H181V220H183ZM197 217H198V216H197ZM229 217H230V216H229ZM229 217H228V219L231 220V218H229ZM234 217H236V215H235ZM249 217H250V216H249ZM67 218H69V217H67ZM67 218H66V220H67ZM145 218H147V217H145ZM155 218H156V217L154 216V219H155ZM201 218H202V217H201ZM224 218L226 219L225 216H224ZM246 218H247V217H246ZM255 218H257V217L255 216V217H253V219H252V218H251V219L254 220ZM258 218H260L259 215H258ZM64 219H65V218H64ZM169 219H170V218H169ZM169 219H167V221H168ZM179 219H180V217H179ZM195 219H196V218H195ZM218 219H219V218H218ZM228 219H227V220H228ZM232 219H234V218H232ZM240 219H241V218H240ZM243 219H244V218H242V220H243ZM248 219H250V218H248ZM139 220H140V219H139ZM144 220H145V219H144ZM144 220L142 219V222H143ZM148 220H149V219H148ZM163 220H164V219H163ZM191 220H192V219H191ZM197 220H198V219H197ZM199 220H200V216H199ZM199 220H198V221H199ZM201 220H202V219H201ZM209 220H210V219H209ZM252 220H250L249 223H251ZM105 221H106V220H105ZM153 221H154V220H153ZM232 221H233V220H232ZM255 221H256V220H255ZM76 222L79 223L78 220H77ZM172 222H173V221H172ZM190 222H191V221H190ZM212 222H213V221H212ZM212 222H210V223H212ZM216 222H217V220H216ZM216 222H215V223H216ZM236 222H237V220H236ZM244 222H245V220H244ZM69 223H70V222H69ZM72 223H73V222H72ZM132 223H133V222H132ZM157 223H158V222H157ZM160 223H161V221H160ZM170 223H171V222H170ZM170 223H169V224H170ZM198 223H199V222H198ZM198 223H195V224H198ZM200 223H201V222H200ZM207 223H208V222H207ZM207 223H204V221H203V224H204V225L207 224ZM217 223H218V222H217ZM219 223H220V221H219ZM226 223H227V222H226ZM231 223H232V222H231ZM231 223H229V221H228V224H231ZM247 223H248V222H247ZM256 223H257V222H256ZM153 224H154V223H153ZM167 224H168V223H167ZM254 224H255V223H254ZM35 225H36V224H35ZM125 225H126V224H125ZM140 225H141V224H140ZM148 225H149V224H148ZM148 225H147V226H148ZM204 225H203V226H204ZM213 225H214V224H213ZM255 225H256V224H255ZM258 225H259V223H258ZM66 226H68V225L66 224ZM74 226H75V225H74ZM149 226H150V225H149ZM171 226H173V224H172ZM223 226H224V225H223ZM256 226H257V225H256ZM259 226H260V225H259ZM4 227H5V226H4ZM4 227H3V228H4ZM35 227H36V226H35ZM47 227H48V226H47ZM64 227H65V225H64ZM137 227L139 228V225H138ZM137 227H136V228H137ZM165 227H167V226H165ZM222 228H224V227H222ZM222 228H220V229H222ZM236 228H237V227H235V229H234V228H233V229H230V232H231V233H235V232H236V231H235ZM263 228H264V225H263ZM72 229H73V228H72ZM145 229H146V228H145ZM179 229H180V227H179ZM207 229H208V228H207ZM224 229H225V228H224ZM228 229H229V228H228ZM29 230H30V229H29ZM129 230H130V229H129ZM131 230H132V229H131ZM134 230H135V229H134ZM201 230H202V229H201ZM215 230H216V229H215ZM231 230L234 231V232H232ZM262 230H263V229H262ZM31 231H32V230H31ZM135 231H136V230H135ZM144 231H145V230H144ZM172 231H173V230H172ZM180 231H182V230H180ZM183 231H184V230H183ZM188 231H190V228H189ZM188 231H187V232H188ZM199 231H200V230H199ZM202 231H203V230H202ZM224 231H225V230H224ZM247 231H249V230H247ZM250 231H251V233H252V230H250ZM250 231H249V233H250ZM132 232H133V231H132ZM139 232H140V231H139ZM170 232H171V231H170ZM190 232H191V231H190ZM200 232H201V231H200ZM225 232H227V230H226ZM237 232H238V231H237ZM239 232H240V231H239ZM125 233H126V232H125ZM128 233H129V232H128ZM171 233H172V232H171ZM193 233H194V232H193ZM196 233H197V232H196ZM258 233H260V232H258ZM258 233H256V234H258ZM261 233H264V231L261 232ZM261 233H260V234H261ZM134 234H135V232H134ZM160 234H161V233H160ZM175 234H176V233H175ZM188 234H189V233H188ZM202 234H203V233H202ZM226 234H228V233H226ZM236 234H239V233H236ZM240 234H241V233H240ZM252 234H253V233H252ZM252 234H250V235H252ZM256 234H255V235H256ZM260 234H259V235H260ZM38 235H39V234H38ZM156 235H157V234H156ZM156 235H155L154 238H157ZM158 235H159V234H158ZM162 235H163V234H162ZM207 235H208V234H207ZM209 235H210V234H209ZM214 235H215V234H214ZM232 235L234 236V234H231L230 237H231ZM248 235H249V234H248ZM253 235H254V234H253ZM262 235H264V234H262ZM262 235H260V236H262ZM122 236H123V235H122ZM169 236H170V235H169ZM198 236H200V235H198ZM211 236H212V235H211ZM235 236H236V235H235ZM237 236H238V235H237ZM237 236H236V237H237ZM29 237L31 238V236H29ZM124 237H125V236H124ZM134 237H135V236H133V238H134ZM186 237H187V236H186ZM202 237H204V236H202ZM220 237H221V236H220ZM224 237H226V235H225ZM236 237H235V240H236ZM250 237H251V236H250ZM255 237H256V236H255ZM255 237L253 236V238H255ZM27 238H28V237H27ZM33 238H35V236H34ZM169 238H170V237H169ZM184 238H185V237H184ZM192 238H194V237H192ZM244 238H245V236H244ZM244 238H243V239H244ZM248 238H249V237H248ZM251 238H252V237H251ZM35 239H36V238H35ZM117 239H118V238H117ZM129 239H131V238H129ZM164 239H165V238H164ZM185 239H186V238H185ZM185 239H184V240H185ZM198 239H199V238H198ZM223 239H224V238H223ZM228 239H229V238H228ZM232 239H233V238H231V240H232ZM243 239H242V240H243ZM256 239H257V238H256ZM41 240H42V239H41ZM171 240H172V238H171ZM174 240H175V238H174ZM176 240H177V239H176ZM201 240H202V239H201ZM201 240H200V242L197 243V249H198V244L201 243V242L203 241V240H202V241H201ZM226 240H227V239H226ZM249 240H250V239H249ZM249 240H248V242H249ZM260 240H261V239H260ZM112 241H113V240H112ZM112 241H111V242H112ZM116 241L118 242V240H116ZM116 241H114V243H115ZM129 241H130V240H129ZM164 241H165V240H164ZM169 241H170V239L168 240V242H169ZM172 241H173V240H172ZM185 241H186V240H185ZM185 241H184V243H185ZM221 241L223 242V240H220V242H221ZM239 241H240V240H239ZM239 241H238V244H239ZM252 241H253V240H252ZM254 241L256 242L257 240H254ZM262 241H263L262 243H264V236H263V240H262ZM28 242H29V241H28ZM36 242H37V241H36ZM38 242H39V241H38ZM151 242H152V241H151ZM155 242H156V241H155ZM182 242H183V241H182ZM193 242H194V241H193ZM206 242H207V241H206ZM211 242H212V241H211ZM214 242H215V241H214ZM229 242H230V241H229ZM24 243H25V242H24ZM32 243H33V242H32ZM147 243H148V242H147ZM152 243L155 244L154 241H153ZM164 243H165V242H164ZM202 243H203V242H202ZM243 243H244V242H242V243H241V246L239 245L238 247H242V246H243V245H242ZM253 243H254V242H253ZM27 244H28V243H27ZM107 244H108V243H107ZM165 244H166V243H165ZM169 244H170V243H169ZM189 244H190V243H189ZM194 244H195V243H194ZM206 244H207V243H206ZM208 244H209V243H208ZM212 244H213V243H212ZM212 244H211V245H212ZM219 244H220V243H219ZM219 244H218V245H219ZM224 244H225V242H224ZM232 244H233V243H232ZM234 244H235V243H234ZM150 245H151V244H150ZM176 245H178V244H176ZM183 245H184V244H183ZM229 245H230V244H229ZM245 245H246V244H245ZM248 245H250V242H249ZM255 245H256V244H255ZM255 245H253V246H255ZM21 246H22V245H21ZM25 246H26V245H25ZM166 246H167V245H166ZM178 246H179V245H178ZM181 246H182V244H181ZM189 246H190V245H189ZM204 246H205V245H204ZM209 246H210V245H209ZM215 246H216V245H215ZM224 246H225V245H224ZM253 246H252V247H253ZM260 246H261V244H260ZM263 246H264V245H262V247H263ZM26 247H28V246H26ZM30 247H31V246H30ZM127 247H128V245H127ZM143 247H144V246H143ZM146 247H149V246H146ZM152 247L154 248V245H152ZM182 247H183V246H182ZM182 247H180V250H181ZM192 247H193V246H192ZM202 247H203V245H202ZM247 247H248L247 245H246L245 249H244V247H243V250L245 251ZM262 247H260V248H261L260 251H262V250L264 249V247H263V249H262ZM117 248H118V247H117ZM124 248H125V247H124ZM124 248H120V249L122 250V249H124ZM174 248H175V247H174ZM208 248H209V247H208ZM208 248L206 247V249H208ZM214 248H215V247H214ZM231 248H233V247H231ZM249 248H250V246H249ZM249 248H248V249H249ZM256 248L258 249V245L256 246ZM168 249H169V247H168ZM187 249H188V248H187ZM195 249H196V248H195ZM204 249H205V247H204ZM204 249H203V250H204ZM223 249H224V248H223ZM228 249H229V248H228ZM228 249H227V250H228ZM236 249H238V248H236ZM241 249H242V248H241ZM253 249H254V248H253ZM33 250H35V249L33 248ZM93 250H94V249H93ZM112 250H113V249H112ZM140 250H141V249H140ZM144 250H145V249H144ZM176 250H177V249H176ZM208 250H209V249H208ZM214 250H216V249H214ZM220 250H221V249H220ZM254 250H255V249H254ZM35 251H36V250H35ZM35 251H34V252H35ZM115 251H116V250H115ZM119 251H120V250H119ZM171 251H172V250H171ZM183 251H184V250H183ZM190 251H191V250H190ZM190 251H189V252H190ZM196 251H197V250H196ZM196 251H195V252H196ZM205 251H206V250H205ZM217 251H218V250H217ZM229 251H230V250H228V252H229ZM233 251H234V250H233ZM249 251H250V250H249ZM255 251H256V250H255ZM257 251H259V250H257ZM263 251H264V250H263ZM40 252H41V251H40ZM73 252H74V251H73ZM129 252H130V251H129ZM153 252H155V251H152V253H153ZM168 252H169V251H168ZM175 252H176V251H175ZM175 252H174V253H175ZM178 252H179V251H178ZM193 252H194V251H193ZM202 252H203V251H202ZM211 252H212V251H211ZM219 252H220V251H219ZM245 252H246V251H245ZM251 252H253V251H250V253H251ZM81 253H82V252H81ZM107 253H108V251H107ZM156 253H157V251L155 252L154 255H156ZM171 253H172V252H171ZM181 253H182V252H180V255H181ZM185 253H186V252H185ZM199 253H200V252H199ZM229 253H230V252H229ZM231 253H232V252H231ZM234 253H235V252H234ZM234 253H233V254H234ZM34 254H35V253H34ZM75 254H76V252H75ZM75 254H74V255H75ZM105 254H106V253H105ZM115 254H116V253H115ZM169 254H170V253H169ZM203 254H204V252H203ZM205 254H206V253H205ZM205 254H204V256H205ZM211 254H212V253H211ZM222 254H223V253H222ZM225 254H226V253H225ZM238 254H239V253H238ZM246 254H247V253H246ZM254 254H255V252H253V255H252V256H253V262H258V263H259V261H260V263H261V260H257V261H255L256 258H257V255H256V254L254 255ZM257 254H258V253H257ZM259 254L261 255L260 252H259ZM259 254H258V255H259ZM32 255H33V254H32ZM124 255H125V254H124ZM164 255H165V254H164ZM178 255H179V254H178ZM178 255H177V256H178ZM180 255H179V256H180ZM185 255H186V254H185ZM185 255H184V256H185ZM215 255H218V253L216 254V252H215ZM234 255H235V254H234ZM234 255H231V256H234ZM249 255H250V254H249ZM137 256H138V255H137ZM165 256H166V255H165ZM171 256H172V254H171ZM171 256H170V257H171ZM186 256H187V255H186ZM210 256H211V255H210ZM212 256H213V255H212ZM219 256H220V255H219ZM222 256H223V255H222ZM226 256H227V254H226ZM226 256H225V257H226ZM78 257H80V256H78ZM113 257H114V256H113ZM141 257H146V256H145V255H144V256L142 255ZM147 257H148V255H147ZM152 257H153V255H152ZM156 257H157V256H156ZM187 257H188V256H187ZM191 257H192V256H191ZM202 257H203V256H202ZM215 257H216V256H215ZM215 257H213V258L215 259ZM225 257H224V258H225ZM228 257H229V256H227V258H228ZM73 258H74V257H73ZM83 258H84V257H83ZM110 258H111V257H110ZM126 258H127V257H126ZM137 258H138V257H137ZM150 258H151V257H150ZM162 258H163V257H162ZM162 258H159L160 261H161ZM168 258H169V255H168ZM181 258H182V255H181ZM181 258H180V260H183V258L186 259V257H183L182 259H181ZM199 258H200V257H199ZM199 258H198V259H199ZM209 258H210V257H209ZM229 258L231 259V257H229ZM234 258H235V257H232V259H234ZM21 259H22V258H21ZM75 259H76V258H75ZM89 259H91V258H89ZM100 259H101V258H100ZM146 259H147V258H146ZM172 259H173V258H172ZM176 259H177V258H174L173 260L175 261ZM188 259H189V258H188ZM202 259H203V258H202ZM204 259H205V258H204ZM222 259H223V258H222ZM235 259H236V258H235ZM235 259H234V260H235ZM240 259H242V258H240ZM240 259H238V260H240ZM251 259H252V258H251ZM76 260L78 261V259H76ZM79 260H80V259H79ZM139 260H140V259H139ZM157 260H158V259H157ZM178 260H179V259H177V261H178ZM180 260H179L178 262L175 261L176 264H179ZM207 260H208V259H207ZM207 260H206V261H207ZM210 260H211V258H210ZM227 260H228V259H227ZM242 260H243V259H242ZM46 261H47V260H46ZM105 261H106V260H105ZM132 261H133V260H132ZM188 261H189V260H188ZM188 261H187V262H188ZM197 261H198V260H197ZM215 261H216V260H215ZM225 261H226V260H225ZM232 261H233V260H232ZM232 261H231V262H232ZM63 262H64V261H63ZM93 262H94V261H93ZM146 262H147V261H146ZM151 262H152V261H151ZM154 262H155V261H154ZM169 262H170V261H169ZM175 262H174V263H175ZM183 262H186V260L183 261ZM202 262H203V261H202ZM231 262H230V264H231ZM46 263H47V262H46ZM99 263H100V262H99ZM103 263H104V262H103ZM156 263H157V262H156ZM161 263H162V262H161ZM180 263H182V262H180ZM192 263H194V262L192 261ZM192 263H191V264H192ZM211 263H213V262H211ZM222 263H223V262H222ZM225 263H226V262H225ZM260 263H259V264H260ZM262 263H263V262H262ZM44 264H45V263H44ZM105 264H106V262H105ZM129 264H130V263H129ZM131 264H132V263H131ZM144 264H145V263H144ZM149 264H150V263H149ZM187 264H188V263H187ZM194 264H195V263H194ZM205 264H206V263H205ZM208 264H209V262H208ZM213 264H214V263H213ZM227 264H229V263H227ZM249 264H250V262H249Z\"/></svg>",
	"mask_w": 264,
	"mask_h": 264
}]
</instances>
